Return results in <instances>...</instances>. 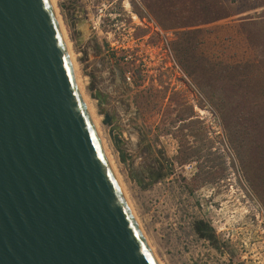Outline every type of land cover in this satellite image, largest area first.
Listing matches in <instances>:
<instances>
[{
    "label": "rangeland",
    "instance_id": "374dc122",
    "mask_svg": "<svg viewBox=\"0 0 264 264\" xmlns=\"http://www.w3.org/2000/svg\"><path fill=\"white\" fill-rule=\"evenodd\" d=\"M53 1L158 262L264 264V0ZM159 31L179 76L128 85L107 33H130L146 51L161 47ZM105 114L123 134L126 163Z\"/></svg>",
    "mask_w": 264,
    "mask_h": 264
},
{
    "label": "water",
    "instance_id": "95a60500",
    "mask_svg": "<svg viewBox=\"0 0 264 264\" xmlns=\"http://www.w3.org/2000/svg\"><path fill=\"white\" fill-rule=\"evenodd\" d=\"M104 118L126 163L123 134ZM0 264H159L83 103L49 0H0Z\"/></svg>",
    "mask_w": 264,
    "mask_h": 264
},
{
    "label": "built area",
    "instance_id": "2783aa9c",
    "mask_svg": "<svg viewBox=\"0 0 264 264\" xmlns=\"http://www.w3.org/2000/svg\"><path fill=\"white\" fill-rule=\"evenodd\" d=\"M158 31V29H156ZM162 36V44L158 49L156 45H148V50L143 51V47L138 46V40L129 33L126 39V35L118 37L116 34L107 33L109 49L112 52L121 51L122 64L127 66L124 72V79L130 86L137 85L138 82L148 84L149 81L158 83L160 76L174 72L179 76V66L174 58V53L170 46V39L168 34L160 32ZM131 42L132 45H129ZM122 43V44H121ZM120 44V47L117 45ZM152 62L149 67V62ZM152 71H149V69ZM137 71H143L144 75L137 73ZM146 74V75H145ZM142 79V81H141Z\"/></svg>",
    "mask_w": 264,
    "mask_h": 264
},
{
    "label": "bare ground",
    "instance_id": "6f19581e",
    "mask_svg": "<svg viewBox=\"0 0 264 264\" xmlns=\"http://www.w3.org/2000/svg\"><path fill=\"white\" fill-rule=\"evenodd\" d=\"M50 1V4H51V6H52V8H53V11H54V13H55V16H56V20H57V23H58V25H59V27H60V30H61V33H62V35H63V38H64V40H65V44H66V47H67V50H68V53H69V57H70V60H71V64H72V66H73V70H74V76H75V79H76V83H77V87H78V90H79V93H80V95H81V98H82V100H83V103L85 104V107H86V109H87V111H88V113H89V116L91 117V120H92V122H93V124H94V127H95V129H96V132H97V134H98V136H99V139H100V141H101V143H102V146H103V148H104V150H105V153H106V155H107V158H108V161H109V164H110V166H111V168H112V170H113V172H114V174H115V177L117 178V181L119 182V185H120V187H121V189L123 190V193H124V195H125V198L127 197V195H126V193H125V191H124V188L122 187V185H121V181H120V179H119V177H118V174H117V172H116V168H115V165H114V163H113V160H112V157H111V154H110V152H109V150L107 149V146H106V144L103 142V138H102V135H101V130H100V128H99V122H98V116H97V114H96V112H95V110L90 106V104H89V102H88V99L89 98H87V96H86V93L84 92V90H83V88L81 87V82H80V76H79V71H78V68H77V64H76V61H75V55L72 53V51H71V49H70V42H69V40H67V38H66V35H65V33H64V30H63V28H62V26H61V23L59 22V18H58V14H57V12H56V9H55V7H54V1L53 0H49ZM128 4V3H127ZM135 17V16H134ZM137 18V17H136ZM127 199V198H126ZM129 201V200H128ZM127 201V202H128ZM131 203H129V206H131L130 205ZM132 207H130V209H131ZM133 209H131V211H132ZM134 212V210L132 211V213ZM134 215V214H133ZM134 217H136V216H134ZM136 219V218H135ZM136 221H137V223H138V225H139V222H138V220L136 219ZM139 227H140V225H139ZM140 229H141V227H140ZM141 231H143L142 229H141ZM144 234V233H143ZM144 237H145V235H144ZM146 239V238H145ZM149 243V242H148ZM153 251V250H152ZM154 253V252H153ZM155 255V254H154ZM156 258V257H155ZM156 260H157V258H156ZM157 262H158V260H157ZM159 263V262H158ZM160 264V263H159Z\"/></svg>",
    "mask_w": 264,
    "mask_h": 264
}]
</instances>
